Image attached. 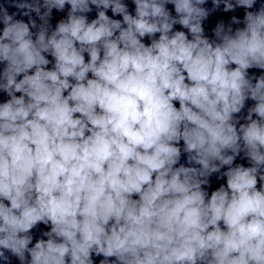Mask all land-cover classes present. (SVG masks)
I'll return each mask as SVG.
<instances>
[{
  "label": "clouds",
  "instance_id": "1",
  "mask_svg": "<svg viewBox=\"0 0 264 264\" xmlns=\"http://www.w3.org/2000/svg\"><path fill=\"white\" fill-rule=\"evenodd\" d=\"M0 25L3 264H264V0H3Z\"/></svg>",
  "mask_w": 264,
  "mask_h": 264
}]
</instances>
